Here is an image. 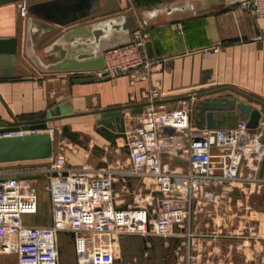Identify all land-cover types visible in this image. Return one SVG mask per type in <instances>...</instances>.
<instances>
[{
  "label": "built area",
  "instance_id": "obj_1",
  "mask_svg": "<svg viewBox=\"0 0 264 264\" xmlns=\"http://www.w3.org/2000/svg\"><path fill=\"white\" fill-rule=\"evenodd\" d=\"M242 3L264 17V0ZM26 12L22 0L20 14ZM133 34L130 42L105 50L104 68L91 73L103 77L139 65L148 68L152 61L137 50L142 36L137 29ZM257 37L264 38V30ZM162 94L150 89L138 122L125 124V162L94 166L69 162L62 140H56L55 127L48 123L44 130L58 145L56 152L41 160L0 162V254H15V264H62L58 234L64 231L71 235L74 264H132L135 257L124 260L121 255V239L132 234L184 244L189 261L201 235L193 221L204 207H216L236 190H264V169L259 171L264 158V112L255 128L239 119L233 127L181 136L190 122L193 98L170 107L160 100ZM33 131L38 130H0V136ZM40 178L46 181L49 222L24 223L23 214L37 212ZM136 180L145 189L136 187ZM132 189L139 194L125 202L122 193ZM262 248L264 252V235Z\"/></svg>",
  "mask_w": 264,
  "mask_h": 264
},
{
  "label": "crops",
  "instance_id": "obj_2",
  "mask_svg": "<svg viewBox=\"0 0 264 264\" xmlns=\"http://www.w3.org/2000/svg\"><path fill=\"white\" fill-rule=\"evenodd\" d=\"M31 1L36 0L27 3ZM242 1L98 0L91 14L64 24L33 16L30 31L35 50L46 60L63 56L59 44L52 49L50 45L72 27L108 19L105 29L109 35L129 31L131 37L132 30L137 29L142 36L137 50L152 64L90 82L73 81L75 74L85 71L39 70L24 50L29 13L20 14L17 1L1 3L0 39L16 36L17 50L14 54L0 52V118L37 123L51 110L57 111L59 116L48 119L47 123L55 127V138L62 140L67 160L94 166L106 161L125 162L127 158L123 137H117L116 144L111 145L95 131L97 112L105 107L144 102L152 88L163 93L160 100L170 107L182 104V99L176 97L193 93L198 94L193 101L228 96L252 107L264 106V38L257 37L264 30V17L256 16ZM216 45L219 49L214 51L212 47ZM132 73L142 75L132 77ZM233 109L238 111L237 121L244 119L236 106ZM140 116L141 113L125 110V124L138 122ZM226 121L217 128L233 127L237 123ZM229 121L231 126L227 124ZM64 123L79 132L82 144L60 134ZM200 132L191 118L187 128L179 133L183 136ZM52 148L54 152L59 149L56 143ZM261 165L262 162L259 171ZM250 193L236 190L232 196ZM182 246L184 250L176 254V264H211L210 258L201 260L200 243H196L189 261L187 247ZM256 261L252 264H263L264 256ZM227 264L234 263L230 260Z\"/></svg>",
  "mask_w": 264,
  "mask_h": 264
},
{
  "label": "water",
  "instance_id": "obj_3",
  "mask_svg": "<svg viewBox=\"0 0 264 264\" xmlns=\"http://www.w3.org/2000/svg\"><path fill=\"white\" fill-rule=\"evenodd\" d=\"M12 1L21 0H0V4ZM97 6L98 0H36L26 3V10L29 15H27V26L24 35V50L28 58L42 71H85L83 74L74 75L73 81L75 82L100 80L102 77L93 75L91 73L92 70L104 68L105 50L130 42L129 31H122L118 35H109V32L105 29V23L108 19L72 27L56 38L50 45L52 49L54 45L59 44L64 50L62 57L53 60H46L35 50V41L30 31L33 16L64 24L91 14ZM113 18L117 19V16ZM16 50V36L0 39V52L14 54ZM44 51H47V49H44ZM79 54L83 55L78 57ZM197 95V93H193L176 98L190 100L197 97ZM146 103L147 101H144L101 109L95 116V131L103 136L111 145H115L117 137H124L125 110H128L130 113H141ZM233 106H236L240 110L241 116L246 119V125L249 128L257 126L261 112H264V106L252 107L247 102L236 101L234 97L212 96L193 102L189 120L192 118L194 125L201 131L203 129L220 127L222 123L225 124L227 122L226 119L236 122L238 111L233 109ZM57 114H59L57 111L51 110L46 118L37 123L11 122L0 118V130L18 128L38 130L0 136V162L40 159L51 156L53 151L52 141L50 134L44 129L46 128L48 119L59 116ZM227 124L231 126L230 121ZM262 133L261 140L264 141V130ZM60 134L73 142L79 144L83 142V137L80 136L79 132L71 129L67 123L62 124ZM96 147L98 145H95ZM175 161H178V159H175ZM263 169L264 158L260 172Z\"/></svg>",
  "mask_w": 264,
  "mask_h": 264
},
{
  "label": "rangeland",
  "instance_id": "obj_4",
  "mask_svg": "<svg viewBox=\"0 0 264 264\" xmlns=\"http://www.w3.org/2000/svg\"><path fill=\"white\" fill-rule=\"evenodd\" d=\"M28 0H25L27 3ZM22 3L21 1H17ZM124 159V154L121 155ZM39 187V203L35 214H23L24 223H48L50 205L46 181L37 180ZM136 187L144 184L135 181ZM139 194L137 189L123 192L125 202ZM144 196V191H141ZM210 212V213H209ZM194 229L201 234L196 242L201 245V260L210 258V263L252 264L263 259L264 235V190L244 195H233L223 200L216 207L208 205L197 215ZM210 235V242L207 237ZM61 245L60 261L62 264H74V252L71 235L61 231L58 234ZM179 248V249H178ZM178 249V250H177ZM210 249V254L207 250ZM184 246L168 237L153 236L143 239L137 234L127 235L121 239V255L124 260L136 257L132 264H176V254L183 253ZM177 251V252H176ZM0 264H15V254H0ZM264 264V263H263Z\"/></svg>",
  "mask_w": 264,
  "mask_h": 264
},
{
  "label": "trees",
  "instance_id": "obj_5",
  "mask_svg": "<svg viewBox=\"0 0 264 264\" xmlns=\"http://www.w3.org/2000/svg\"><path fill=\"white\" fill-rule=\"evenodd\" d=\"M143 2H148V1H150V0H142ZM42 158H40V159H38V160H41Z\"/></svg>",
  "mask_w": 264,
  "mask_h": 264
}]
</instances>
